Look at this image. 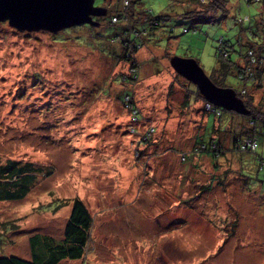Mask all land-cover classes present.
Segmentation results:
<instances>
[{
    "label": "rangeland",
    "instance_id": "1",
    "mask_svg": "<svg viewBox=\"0 0 264 264\" xmlns=\"http://www.w3.org/2000/svg\"><path fill=\"white\" fill-rule=\"evenodd\" d=\"M261 4L93 0L104 12L93 25L0 21V166L32 168L25 194L0 200V256L29 258L35 233L60 242L77 198L90 238L80 258L56 264H264V77L242 86L233 76L264 71V32L246 39ZM144 10L165 17L132 31ZM189 12L209 21L181 18ZM221 38L240 50L224 82L250 98L242 118L208 114L168 62L191 58L209 75L216 47L230 50ZM247 134L257 146L241 150ZM200 139L215 142L214 156Z\"/></svg>",
    "mask_w": 264,
    "mask_h": 264
},
{
    "label": "trees",
    "instance_id": "2",
    "mask_svg": "<svg viewBox=\"0 0 264 264\" xmlns=\"http://www.w3.org/2000/svg\"><path fill=\"white\" fill-rule=\"evenodd\" d=\"M194 1L196 4L198 3L199 0H194ZM244 1L247 4L254 3L252 2V0H244ZM261 6H262L261 10L259 9V11L256 14H254L251 17V19L249 18L247 19L249 21L248 28L246 30V33L249 35V38L246 37L248 41L249 39H251L250 34L256 33L258 29L264 32V6L263 4H261ZM143 12L145 13V18L143 19V21H140L139 19H137V21L139 22L137 24L135 23L136 20H133L132 18L133 23L128 24V27H130L132 31L140 33L143 28H147L148 32H150L152 30L150 29L151 26L148 23L153 22L155 24L154 25L155 27L153 28H156L159 26L160 24L159 22L162 21L163 18L165 17L161 13H158L156 16H152L150 15L151 13L148 11L144 10ZM259 15H261L263 18L257 20L256 22V18ZM198 16H202L203 21H209L207 16L202 15V14L193 15L191 14V12L184 13L181 16V18L192 19ZM184 29L186 30V28ZM219 42L228 44L227 47L230 48V50H226L228 53L225 55L224 58H222L221 51H219V48L216 47V50L214 52L215 64L211 68L210 73L209 75H207V77L216 86L229 87L232 89V87L227 86L225 84L224 79L228 74L232 75V73L229 72L232 62H234L230 56L231 53H235L237 56V54L239 55L240 50L235 49L232 44L224 41L222 38L219 40ZM239 46L240 44L238 45V47ZM262 47H264V42L262 44ZM246 51L247 49L245 50V52ZM233 66L234 68H238V66L235 64H233ZM259 68L260 70H258ZM262 68L263 66L261 64H257L255 68L256 72H253L251 74L250 80L263 79L264 71L262 70ZM244 73L249 74L250 72H244ZM237 74L236 75L233 74V76H235L239 84H241L242 86L243 85L247 86L244 80L246 77V74H244L243 77H239V74L238 75ZM215 77H218V79H216ZM232 90L235 92V95L241 99L244 106L249 110V113L247 115H239L231 111L229 112L241 118L242 116L243 117L248 116L250 114V109L248 108L250 105V98H248L247 100L244 99V95L242 96V94L239 93V88L237 91L235 89H232ZM202 100L205 101L203 97H202ZM208 104L210 107V109H207L208 114L210 113L213 117L218 118L221 114L220 112L221 108L213 106L212 104L205 101V105H208ZM262 128L264 129V122L262 124ZM245 136L246 137L243 138L242 140L252 139L256 142L254 137H252L254 135H251L250 137V135L247 134ZM242 140H240L239 143H242ZM210 143L211 145L209 146L208 144ZM213 143L215 142L211 141L208 143L200 139L198 141V145H199L198 148L200 151L208 152L207 154L214 156L215 154L212 152V149H211V146L213 145ZM235 144H237V142H235ZM30 172H32V168L29 164H25L22 167H20V166H17L16 162H7V164L0 166V177H5V179H0L1 180L0 200H12V199H18L22 197L25 194L26 188L28 189L29 187V186L27 187V185L29 182L28 175ZM55 207L57 208L58 206H55ZM5 223L6 222L1 224V226L4 227ZM90 226H91V218L88 214L87 209L85 208V206L79 199L74 198L72 199L70 203L69 214L67 217V221L62 230V240L60 242H54L53 239L48 235L41 234V233H35L28 237L29 258L23 259V258L14 256V255L0 256V264H56L61 259H70V260L78 259L83 254L86 244L90 238L89 236ZM11 227L13 229H18V225L16 224L15 221L11 222Z\"/></svg>",
    "mask_w": 264,
    "mask_h": 264
},
{
    "label": "water",
    "instance_id": "3",
    "mask_svg": "<svg viewBox=\"0 0 264 264\" xmlns=\"http://www.w3.org/2000/svg\"><path fill=\"white\" fill-rule=\"evenodd\" d=\"M93 0H0V21L18 30L42 29L50 32L74 25L96 22L93 16L104 13L94 8ZM264 6V0H261ZM173 71L193 84L203 99L226 111L247 115L249 110L229 87L214 85L191 58L172 56L168 60Z\"/></svg>",
    "mask_w": 264,
    "mask_h": 264
},
{
    "label": "built area",
    "instance_id": "4",
    "mask_svg": "<svg viewBox=\"0 0 264 264\" xmlns=\"http://www.w3.org/2000/svg\"><path fill=\"white\" fill-rule=\"evenodd\" d=\"M261 0H252V2H254V3H258V2H260ZM115 20V19H114ZM183 31H185V29L183 30ZM247 53L248 54H250V51H247ZM250 61H252L253 60V58L250 56ZM239 74V77H243V75L244 74H246V73H244V72H239L238 73ZM237 74V75H238ZM251 72L249 73V76H251ZM205 108L206 109H210V107H209V104L208 105H205ZM150 133H147L146 135L148 136ZM256 145H257V142H255L254 140H252V139H244V140H242V143H239V147L241 148V150H245V149H247V147H250V148H255L256 147Z\"/></svg>",
    "mask_w": 264,
    "mask_h": 264
},
{
    "label": "flooded vegetation",
    "instance_id": "5",
    "mask_svg": "<svg viewBox=\"0 0 264 264\" xmlns=\"http://www.w3.org/2000/svg\"><path fill=\"white\" fill-rule=\"evenodd\" d=\"M94 19V17H92Z\"/></svg>",
    "mask_w": 264,
    "mask_h": 264
}]
</instances>
